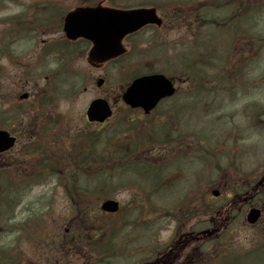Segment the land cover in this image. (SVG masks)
Wrapping results in <instances>:
<instances>
[{
  "label": "rangeland",
  "instance_id": "rangeland-1",
  "mask_svg": "<svg viewBox=\"0 0 264 264\" xmlns=\"http://www.w3.org/2000/svg\"><path fill=\"white\" fill-rule=\"evenodd\" d=\"M24 1L27 4L30 2V0ZM113 1L133 4L136 0ZM154 1H158L157 9L159 13L165 19L167 18V28L158 31L148 27L142 30L135 37H131V44L128 43L129 46L127 45L129 52L125 57L108 65L105 64L100 68H95L88 63L87 50L84 53L81 43L61 44V39L64 36L60 20L64 11L62 4L66 8H70L69 6L97 2L107 4L106 0H62L61 2H54L56 9H60L55 17H47V20L40 19L41 22L36 23L38 27H35L33 32L30 30V32H21L9 37L7 36L9 24L7 22L6 24L3 23L0 19V38L6 35L5 38L3 37L4 44L2 45L5 47V52L0 53V113L14 110L17 113L16 118L5 120L0 115V127L6 124L4 127L18 136L13 154L6 153L0 156V168L15 167V164H18L17 166L20 169L30 172L29 170L37 165L38 160L36 158L39 157L38 154L33 156L32 152H28L33 147L30 144L34 142V138L30 136L36 134L46 140L49 135H55V138L50 139L48 144L54 145L56 150L63 152L64 161H68L69 151L76 149L73 136L77 137L79 133L87 134V131L97 128V125L88 124L85 119L86 107L92 99L104 97L111 103L116 101L114 105L115 114L120 111L119 107L123 103L120 98L123 87L128 82L127 80L133 77V74L128 76V73H133L134 70H139L140 73L161 70L173 77H185L189 67L184 64L183 60L188 59L190 64L193 65L195 61L192 59L193 55L191 53L195 49L196 51L203 50L209 54V57L205 59V64L202 63L201 59L197 60L198 64H201L204 68L201 71L205 77L202 81L204 84L202 82L192 84L194 89L201 88L199 96L203 99L199 100L198 103L204 101L205 107L203 109L204 113H202V107L198 106L193 107L194 110L191 114L188 110L185 112L183 131L187 133L188 130L185 128L189 127L194 133L208 134L211 141L207 142L205 140L206 144L209 146L212 143L213 153L222 156L223 162L227 160L230 163L229 165L222 163L223 165L220 166L229 172V174L224 173V176L220 178L225 184L232 183L233 174L239 175V178L245 173L249 175L259 174L257 180L263 176L264 48L262 49V46H264V0ZM227 2L229 4L233 3L231 5L233 7H227L225 5ZM36 4L42 5L43 2ZM219 5V8H215ZM168 6L176 10L178 20L175 19L174 12ZM223 6H226V9ZM251 6L255 7L254 14L253 10H247ZM21 9L18 5H10L9 9L5 11V15L8 12L18 13ZM193 9L197 10L198 25L214 23L213 30H218L214 33L220 38L225 37L229 32L228 30L232 32L225 40L226 45L228 44L226 49L222 45L220 47L216 45L215 41L214 44L209 42L208 48L200 46L198 49L195 41L191 39V34L197 31L206 33L209 28L210 30L212 28L211 25H206L192 31ZM210 10H212L211 13H209ZM245 12L247 14H244ZM233 13L239 14H235L238 16L235 22L232 21ZM235 15L234 19L237 17ZM30 18L31 13L27 15L25 20ZM187 23H190V25ZM23 26L27 27L28 24L25 23ZM219 29L225 30L219 31ZM234 29L246 31L250 35H254L257 29L258 32L253 38H250L246 33V36L240 38L242 32ZM239 39L241 40L239 41ZM244 41L246 42L243 45ZM54 44L58 47H54ZM242 47L248 50V55L240 60L239 58L243 55L241 53ZM260 48L262 51L260 50L259 54L258 49ZM220 53L222 57H219ZM215 57L218 59L223 58L222 62L219 61L220 65H217V61L214 64V60L210 64L211 59ZM239 69L242 70L243 77H245L242 84L239 85L238 83L233 93L226 90L221 92L222 86L227 83L223 81L222 77H240L238 76ZM98 77L105 78V82L101 87H98L96 83ZM208 77L213 78L208 81ZM188 84L191 85V83L185 82L180 85L182 92L188 87ZM209 87L216 91L213 90V94L206 98ZM23 91L30 93V97L24 101L18 99V95ZM49 92L53 93V99H47L44 106H41V98L47 97ZM180 97L185 100L182 95ZM209 100L211 102L207 112L206 106ZM30 106L41 108L36 112H31ZM170 106H172V103L168 102L162 105V108L169 110ZM39 122H44V124H38ZM106 128L105 126L101 130ZM172 137L173 130H169L164 144L171 143ZM186 138H188L187 135ZM54 139H57L56 142L60 145L59 147L53 141ZM62 145L66 149H61ZM141 146H144L142 142ZM193 146H197L195 141ZM186 147H188L187 144ZM67 150L68 152L65 153ZM63 159L60 158L59 160L65 165L66 169L71 165V160L69 159L70 162L68 163L64 162ZM34 160L36 165L33 162ZM195 165L198 166L199 164L196 162ZM184 167L182 166L185 172L183 174L180 172L177 176L181 177L182 175V177L171 186L179 190L177 194V190L174 188L162 189V192L165 191V193L162 194L161 201H158L155 199L157 192L154 190L149 191L148 196L155 210H149L148 202L150 201L146 195L144 196L146 201L143 209L132 205L135 201L139 202L138 198L140 194L142 195L136 184L132 183L130 185L127 183L128 177L134 175L132 171L122 178H112L114 180L113 190L116 192L115 197L123 205L122 215L124 218L120 219L119 213V216L112 217L111 225L115 221L116 226L120 228L115 235L122 238L126 237L132 248L136 247L135 253L137 255H146L147 253L142 249L147 247L145 250L147 251L151 247L148 254H152L153 258L157 252L163 249L162 244L165 245V241L173 236L179 227V222L189 226V212L186 210L183 213V209L177 210L179 205L180 209H185L189 203H193L197 199L203 200V194L207 191L209 193L211 189L208 185L210 180L197 179L198 168L194 167L191 158L185 161ZM19 168H16V170L18 169L17 175L22 173ZM126 168L127 166L123 168L124 171H126ZM201 170L202 168L199 170L200 173H202ZM135 172L134 176L137 182L145 180L149 173L144 168L135 170ZM174 174L176 176V173ZM78 175L68 176L64 174L62 179H50L46 176V182L33 188L26 196L22 206L12 211L8 209L4 211L0 208V222L3 223V227L0 228V245L14 240L18 242V249L23 250L29 260H35L37 264H48L56 261L52 258L59 254L56 247L60 244V238L64 234L68 221L75 217L78 210L75 201V199L77 200L75 196L77 192L74 191V195L69 196L66 193V185H72L74 182L79 183L81 187L94 184V179L84 178L81 174ZM194 175L196 189L192 190L188 184ZM95 179L97 180V178ZM104 179V176H98L99 184ZM249 179L252 180V178H245L242 179V182L249 181ZM124 180H127L126 183L123 182ZM60 183H64V187ZM180 183H183L182 187ZM219 183L220 181H217L216 185L218 186ZM175 195L178 196L177 199H175ZM241 196L245 199L243 194ZM241 196L235 193L228 199L213 198V208H216V203L226 206L222 203L234 200L233 197L240 200L242 199ZM90 199L96 201L98 197L97 195H91ZM249 199L250 204L264 208V192L258 197ZM221 206H218L219 209L216 208L218 211L208 216L211 219L208 225H210L211 230H214L213 235L203 234L204 238L213 237L211 244L206 248L201 247V252L197 248L200 241L197 243L195 240H193L194 242H187L188 237H185L179 241L178 249L175 252L170 250L164 252L163 260L159 264H207L204 258H200L203 257V253L206 255L212 254L213 263H211L212 258L210 261L207 259L209 264H217L220 259L214 257L219 254L221 246H227V253L233 255L236 252L247 250H250V252L261 251L252 253L248 259L243 260V263L264 264V213L256 225H249L245 219L249 206L243 210L238 209V207L223 209L220 208ZM194 212L195 215L191 220L205 221L206 216L204 217L200 213L202 209L198 211L195 209ZM30 213L34 218L32 220L27 218ZM10 217L12 219L8 221ZM141 219H146V221L142 222ZM38 220H40L39 224H37ZM25 222H28V224L23 226L22 224ZM75 222L72 224H75ZM188 226H185L186 229H188ZM45 227H48L47 229L55 235L48 237V242H45L40 236L47 230ZM20 229L23 231L21 232ZM184 250L185 253L182 252ZM133 255L134 252L131 253V256L120 257L118 259L119 264H130L135 260ZM231 257L233 258V256ZM139 259H136V261ZM223 259L232 261L227 256H224ZM61 264H64V262ZM74 264H81V260Z\"/></svg>",
  "mask_w": 264,
  "mask_h": 264
},
{
  "label": "trees",
  "instance_id": "trees-1",
  "mask_svg": "<svg viewBox=\"0 0 264 264\" xmlns=\"http://www.w3.org/2000/svg\"><path fill=\"white\" fill-rule=\"evenodd\" d=\"M147 2V0H145ZM43 2V4L46 6L44 9L47 10L48 7H50L48 1H38ZM37 2V3H38ZM116 3L115 1H113ZM151 1H149L150 3ZM153 4L154 1H152ZM3 3V0H0V7ZM117 4H127L125 2H118ZM52 10V9H51ZM37 11H40V8L37 9ZM28 14V12L22 14L25 15ZM54 14V13H53ZM20 17L19 24L23 25L24 23L29 24V27H38L36 23H40L42 19L47 18L43 15L36 16L35 17V26L29 23V20H24V17ZM55 15V14H54ZM41 19V20H40ZM37 20V22H36ZM192 67V65H189V69ZM191 70V69H190ZM139 70H134L133 73H128V76H131L133 74V77L136 76V74H139ZM131 79V78H130ZM129 79V80H130ZM127 80V81H129ZM126 81V82H127ZM54 97L53 93L49 92L47 97L41 98V106H44V104L47 102V99L52 100ZM178 101L173 103V106H178ZM134 113L132 110L127 109V111L122 113L121 119H119L120 126L125 125V129L121 130L117 134H114L113 132H110L111 130L108 129V131L96 133V132H90L85 135H82L83 139L80 143L79 140L75 141L76 149L73 150V153H70V155L73 154L74 158L71 162V165L66 167L65 166L60 168L61 174H63V171L67 172L68 176L74 175V174H83L84 171L91 172L98 171V176L102 175L105 177L104 181H102L99 184L98 176L97 181L95 184H90L81 187L79 183L74 182L72 185L68 184L66 185L67 194L70 196L74 195V191L77 192L75 194L77 200L75 199L78 208L75 217H73L69 222V228L72 227L71 232L64 233L63 236L60 238V244L56 247L59 254H62L67 263L74 264L81 260V264H114L112 262V258L115 256V254H118L120 252H124L126 250L124 243L127 241V238L122 237H116L114 234L120 230L119 227L116 226L115 221L112 222V216L113 215H107L102 213L99 210V201L101 199H104L106 197H112L115 196V191L113 190L114 187V178L112 174V169L115 168L120 162L129 163L131 165V171L136 174L135 170L139 168V164L141 162L139 161L141 159L140 156H150V155H157L159 152V149L154 148L156 145V140L153 138V132L148 131V126L146 124L154 123L153 121H145L143 118H139L137 115H133ZM166 114L168 117V120L165 119V122H169L170 111H168ZM178 112H174V116H178ZM168 129V128H167ZM170 130V129H168ZM102 133V134H101ZM178 136V135H177ZM103 139L101 140V138ZM170 139V138H169ZM84 141V142H83ZM173 144L169 145L168 148L172 147L171 151L176 150L177 148H182L185 144L188 146L192 143H201L202 138L198 136L197 139L194 141H186L184 138H172L171 140ZM124 142L125 147H123L121 150H119V147ZM141 142L144 144V146H141ZM206 145H198V150L204 151L205 153L209 154V156L201 155V159L203 161L202 170L196 174L197 179H209L210 183L209 186L214 185L217 181H220L223 183V181L220 180L221 176L220 172L218 174H212V169L210 170L209 165H214L215 163H219V155H215L213 152V147L210 145L208 148L205 147ZM99 147V148H98ZM82 149V150H81ZM81 150V151H80ZM55 151V150H54ZM72 152V151H71ZM76 153V155H74ZM126 154V155H125ZM151 157V156H150ZM206 157V158H205ZM127 159V160H126ZM51 160L52 157H51ZM48 162V161H47ZM50 163V162H48ZM59 163V161L57 162ZM143 168H145L146 172H149L146 179L137 182L135 181V176H131L128 178L127 183L128 184H136L138 188H140L141 192L143 191L147 197L149 191L154 190L155 192H158L160 188L166 183V180H170L172 178L171 174H167L166 176H163L161 173L157 171V167L149 162H144L142 164ZM147 167V168H146ZM56 171V168L53 169V172ZM223 171V170H222ZM9 176V173H8ZM8 176H6L8 178ZM79 176V175H78ZM32 178V177H31ZM87 178V177H86ZM28 180V179H27ZM32 180H37L36 177H34ZM22 181V180H20ZM24 181V180H23ZM16 182V183H15ZM13 182L14 186H20L19 181ZM18 182V183H17ZM167 184V183H166ZM61 186L64 187V183H61ZM14 189L16 187H13ZM11 185L8 183L1 186L0 183V197L4 196L5 198L2 199L3 206L0 207L4 211L7 209L12 211L14 207V201L10 200V204H5L6 198H8L10 195H12L10 192L11 189H13ZM23 189V186L22 188ZM14 195V193H13ZM97 195L98 200L93 201L90 199V197ZM143 196H145L142 193ZM140 201V204L143 203L144 200L142 198H138ZM199 199L195 203L200 204ZM7 202V201H6ZM148 202V201H147ZM149 204V210H155L152 206L151 201L148 202ZM193 204V205H198ZM1 205V204H0ZM140 206V205H139ZM207 206V205H204ZM207 211V210H206ZM186 211H184L185 213ZM156 215V213H155ZM120 219H123L124 216L121 214L119 216ZM34 218L29 217L28 220H32ZM76 221V222H75ZM40 222V220H38ZM37 222V223H38ZM75 222V224H72ZM28 224V222L23 223ZM39 224V223H38ZM185 224V223H184ZM179 227L175 231V239H184L185 237H188L187 242H194L193 240H197L198 233L193 229V227L190 228L188 225H183L181 222L178 223ZM185 226H188V229H186ZM3 227V225H2ZM122 227V225H121ZM48 227H45L47 229ZM23 229V228H22ZM45 230V233L42 234V239L47 242L48 237L53 236L51 233V230ZM22 232L23 230L20 229ZM39 236V235H37ZM121 236V235H120ZM121 249L122 251H118V249ZM151 247L148 248L147 251L150 250ZM136 250V247L133 249ZM217 259L222 258V253L217 255ZM39 261V260H38ZM211 263H213V258L211 259ZM0 264H37L35 260H29L27 258L26 253L18 249V242L14 241L13 244L8 245H0ZM217 264H230V261H224L223 263H217ZM234 264V263H232ZM239 264V263H235Z\"/></svg>",
  "mask_w": 264,
  "mask_h": 264
},
{
  "label": "water",
  "instance_id": "water-1",
  "mask_svg": "<svg viewBox=\"0 0 264 264\" xmlns=\"http://www.w3.org/2000/svg\"><path fill=\"white\" fill-rule=\"evenodd\" d=\"M147 23L161 24L155 8H138L131 10L110 7H82L69 12L65 18L64 29L69 38L85 37L93 42L89 52V61L99 63L120 55L124 52L123 37ZM104 82L98 80V85ZM175 92L173 82L164 74L154 73L136 78L123 94L126 103L133 107H142L146 112L153 109L158 102ZM24 96H27L25 94ZM112 113L109 103L103 98L91 102L87 110L90 121H104ZM15 138L7 131L0 130V150L14 144ZM102 209L115 212L119 209L116 199H107ZM260 215V210L252 208L248 221L254 223Z\"/></svg>",
  "mask_w": 264,
  "mask_h": 264
},
{
  "label": "flooded vegetation",
  "instance_id": "flooded-vegetation-1",
  "mask_svg": "<svg viewBox=\"0 0 264 264\" xmlns=\"http://www.w3.org/2000/svg\"><path fill=\"white\" fill-rule=\"evenodd\" d=\"M3 154V153H0V155Z\"/></svg>",
  "mask_w": 264,
  "mask_h": 264
}]
</instances>
